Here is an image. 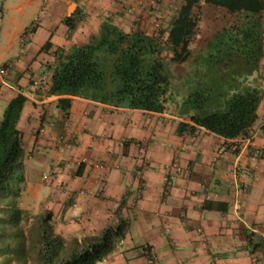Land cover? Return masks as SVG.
I'll return each mask as SVG.
<instances>
[{
  "label": "crops",
  "instance_id": "obj_1",
  "mask_svg": "<svg viewBox=\"0 0 264 264\" xmlns=\"http://www.w3.org/2000/svg\"><path fill=\"white\" fill-rule=\"evenodd\" d=\"M121 1L23 0L13 7L4 0L0 124L8 104L24 95L18 129L27 205L42 202L65 241L125 222L124 238L98 264H264V56L247 82L263 92L250 141L203 128L180 133L181 123L193 125L181 103L154 113L49 94L58 51L88 44L107 18L138 31ZM71 3L73 29L65 24ZM234 15L240 22L245 16ZM36 18L34 32L25 34ZM61 98L72 100L69 110H61ZM175 157L181 171L168 183Z\"/></svg>",
  "mask_w": 264,
  "mask_h": 264
},
{
  "label": "trees",
  "instance_id": "obj_2",
  "mask_svg": "<svg viewBox=\"0 0 264 264\" xmlns=\"http://www.w3.org/2000/svg\"><path fill=\"white\" fill-rule=\"evenodd\" d=\"M182 2L169 29L157 37L139 30L127 33L107 18L100 35L92 37L88 44L73 47L67 55L58 51L49 94L83 98L118 108L163 112L170 82L161 57V38L167 35L174 52L173 61H180L197 28L194 10L204 2L230 14L245 16L242 22L223 28L216 36L214 52L204 59L209 72L205 75L206 81L191 88L179 107L181 114L190 116L193 125L181 123L179 132L194 133L203 128L228 140L249 137L263 98V92L247 82L259 69L264 56V0ZM73 17L65 20L69 29L74 28ZM35 29L30 27L25 34ZM51 46L46 43L43 49ZM26 102L27 98L18 94L8 104L0 124V264H12L14 259L10 255L15 256L21 245L20 230L10 234V240L2 231L6 227L16 228L29 215L18 204L24 185V151L18 123ZM59 103L61 110L66 111L71 108L72 100L61 98ZM36 220L39 225L37 264L101 263L115 251L127 228L125 222H120L98 236L86 237L81 242L73 239L69 247L55 232L52 212H44ZM6 254L9 257L3 258Z\"/></svg>",
  "mask_w": 264,
  "mask_h": 264
},
{
  "label": "rangeland",
  "instance_id": "obj_3",
  "mask_svg": "<svg viewBox=\"0 0 264 264\" xmlns=\"http://www.w3.org/2000/svg\"><path fill=\"white\" fill-rule=\"evenodd\" d=\"M22 1L11 0L10 5L15 7ZM119 4H123L121 6L125 11H122L123 16L127 14L134 17L133 20H130L133 26L139 23L137 26L139 31H142L146 35L148 33L150 36L157 37V35L169 29L171 22L178 15L183 2L182 0H122ZM3 5L4 0H0V17L3 13ZM28 9L25 12V21H27L28 16L31 14ZM74 12L75 10L70 14L72 15ZM194 12L198 17L197 28L189 41L187 52L181 53L182 58L180 61H173L174 52L167 42V35L161 38V57L166 66L170 82L166 95L167 103H182L191 88L196 87L198 83L206 81L205 75L209 72L208 63L204 59L214 52L217 45L215 41L216 36L223 28L232 27L242 20V17H236V15H231L222 8L207 5L204 2ZM36 25L37 21L31 23V27L33 28ZM21 188L22 194L18 200V204L29 215L16 228L6 227L2 232L7 236V240H10V234L20 230L21 245L15 256L10 255L14 259L12 264H37L39 225L36 217L42 214L43 205L42 202H37L32 209L30 205H27L30 203L28 201L32 199L31 195H23L26 191L25 185H22ZM25 207H28V210ZM66 242L69 247L72 246V239ZM6 255L3 258L9 257V254ZM0 261H2L1 258Z\"/></svg>",
  "mask_w": 264,
  "mask_h": 264
},
{
  "label": "built area",
  "instance_id": "obj_4",
  "mask_svg": "<svg viewBox=\"0 0 264 264\" xmlns=\"http://www.w3.org/2000/svg\"><path fill=\"white\" fill-rule=\"evenodd\" d=\"M34 21H38V18H36ZM7 73V69L5 67L0 68V76H4ZM254 135H250L249 137H244L245 141H250ZM254 153L256 155H260V150H255ZM171 172L166 177V182H172L175 180L176 175L181 171L180 163L178 157H175L170 165ZM45 180H49V176H44Z\"/></svg>",
  "mask_w": 264,
  "mask_h": 264
},
{
  "label": "water",
  "instance_id": "obj_5",
  "mask_svg": "<svg viewBox=\"0 0 264 264\" xmlns=\"http://www.w3.org/2000/svg\"><path fill=\"white\" fill-rule=\"evenodd\" d=\"M71 5L74 7L73 10H72V12H73L75 10V8H76V4L75 3H72ZM68 15H71L70 14V7L68 9Z\"/></svg>",
  "mask_w": 264,
  "mask_h": 264
},
{
  "label": "bare ground",
  "instance_id": "obj_6",
  "mask_svg": "<svg viewBox=\"0 0 264 264\" xmlns=\"http://www.w3.org/2000/svg\"><path fill=\"white\" fill-rule=\"evenodd\" d=\"M73 8L74 7L72 5H70V13L72 12Z\"/></svg>",
  "mask_w": 264,
  "mask_h": 264
}]
</instances>
